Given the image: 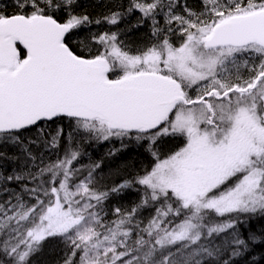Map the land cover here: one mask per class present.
Returning <instances> with one entry per match:
<instances>
[{"label": "snow or ice", "instance_id": "obj_1", "mask_svg": "<svg viewBox=\"0 0 264 264\" xmlns=\"http://www.w3.org/2000/svg\"><path fill=\"white\" fill-rule=\"evenodd\" d=\"M0 5V264H31L49 238L63 264H264V0H202L200 12L130 0L95 21L77 0ZM133 12L151 45L132 53L109 31L89 38L95 54L70 47L74 30ZM65 136L73 146L45 162L40 147ZM162 136L182 146L160 160ZM76 137L146 143L157 162L98 187L101 162L73 166L87 155ZM134 185L141 201L106 220L108 199Z\"/></svg>", "mask_w": 264, "mask_h": 264}, {"label": "trees", "instance_id": "obj_2", "mask_svg": "<svg viewBox=\"0 0 264 264\" xmlns=\"http://www.w3.org/2000/svg\"><path fill=\"white\" fill-rule=\"evenodd\" d=\"M8 3V0H3ZM150 2V0H149ZM130 0H77L76 12L88 15L93 21L102 19L106 15H110L114 11L126 12ZM181 5H187L188 8L195 12L203 11L202 0H181ZM2 6V5H0ZM9 11L11 9L9 8ZM140 16L139 12L127 14L117 24L112 25L106 21L99 24L92 23L87 28L74 30L70 47L77 54L88 55L89 51L95 54L99 45H91L90 37L93 34L99 35L105 32H119L120 39L127 46V50L135 53L137 50L143 49L151 45L155 41V37L151 34V28L148 23L143 26L134 27ZM66 18L65 13L57 14V19L61 22ZM162 22V21H161ZM169 38L175 46H179L180 39L177 35L169 33ZM89 43V47H85L84 43ZM115 78V74H112ZM195 94V93H193ZM61 122L51 125L55 130L60 126ZM65 133L71 132L70 122L64 120L62 122ZM76 143L87 152L74 162V167H86L90 162H101V169L97 170L99 185L98 187H111L124 180H130L137 175H143L146 171H151L155 166L156 157L147 150V144L137 145L135 142L127 143V147L121 149L118 140L112 141H88L84 139L80 141L76 137ZM73 146V142L67 136L61 139L59 146L54 149H45L42 146L39 151L44 154L45 162L55 161L57 158H63L64 153ZM182 146L181 138L172 136H162L153 146L160 160L166 159L178 147ZM120 149L115 155H109L110 150ZM12 151V149H8ZM144 195L143 187L134 185L132 188L126 189L119 196H112L106 202V211L108 213L106 220L116 219L114 213L115 208H121L122 211L131 210L141 201ZM3 197L0 196V199ZM116 203V204H115ZM138 218L144 223L155 215V209L152 206L141 208L137 213ZM65 246L59 238H49L43 244L42 250L32 257L31 264H63Z\"/></svg>", "mask_w": 264, "mask_h": 264}, {"label": "bare ground", "instance_id": "obj_3", "mask_svg": "<svg viewBox=\"0 0 264 264\" xmlns=\"http://www.w3.org/2000/svg\"><path fill=\"white\" fill-rule=\"evenodd\" d=\"M116 204V203H115Z\"/></svg>", "mask_w": 264, "mask_h": 264}]
</instances>
